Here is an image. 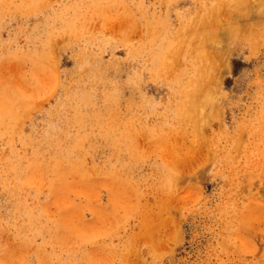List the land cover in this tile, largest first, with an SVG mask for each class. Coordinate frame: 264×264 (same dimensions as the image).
<instances>
[{"label":"rangeland","instance_id":"1","mask_svg":"<svg viewBox=\"0 0 264 264\" xmlns=\"http://www.w3.org/2000/svg\"><path fill=\"white\" fill-rule=\"evenodd\" d=\"M0 264H264V0H0Z\"/></svg>","mask_w":264,"mask_h":264}]
</instances>
